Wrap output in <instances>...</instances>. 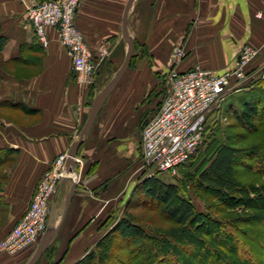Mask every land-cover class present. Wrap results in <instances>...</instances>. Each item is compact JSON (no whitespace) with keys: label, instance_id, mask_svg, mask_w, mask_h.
<instances>
[{"label":"crops","instance_id":"0c3cea01","mask_svg":"<svg viewBox=\"0 0 264 264\" xmlns=\"http://www.w3.org/2000/svg\"><path fill=\"white\" fill-rule=\"evenodd\" d=\"M127 2L79 0L76 21L94 54L99 57L102 47L109 51L99 67V86L125 59ZM263 9L264 0H135L129 11V32L139 53L135 76L123 75L80 147L83 163L75 170L80 169L81 181H59L51 207L62 218L61 226L38 264L62 247L64 262L74 260L80 246L89 244L83 232L71 240L75 231L91 229L97 222L92 217L114 210L117 203L123 208L135 179L129 168L142 155V127L157 111L162 72L172 64L179 70L199 65L220 74L232 69L243 45L250 44L258 49L249 66L251 79L227 95L220 111L231 115L232 105L257 96L253 89L264 83V13L258 15ZM47 38L44 46L22 0H0V240L27 211L52 161L70 151L90 110L91 91L76 82L55 27L47 28ZM177 45L186 51L179 62L173 56ZM34 249L1 253L0 264H26Z\"/></svg>","mask_w":264,"mask_h":264},{"label":"trees","instance_id":"16d2710c","mask_svg":"<svg viewBox=\"0 0 264 264\" xmlns=\"http://www.w3.org/2000/svg\"><path fill=\"white\" fill-rule=\"evenodd\" d=\"M262 89L264 92L263 82L253 89L252 93L257 96L250 95L238 106L232 105L231 115L246 131L243 134L255 133L264 125V94L259 93ZM218 129L208 126L206 120L203 143L187 162L179 166L175 177L178 178L183 170L189 177L193 173L198 185L217 196L222 206L241 205L242 213L236 212L226 223L221 222L219 218L198 210L181 192L179 184L167 182L155 173L143 179L133 190L132 194L138 193L133 205L140 203L160 211L171 225L165 229L148 230L127 206L132 200L130 194L124 216L115 223L109 216L99 227L101 230L114 224L101 238L100 249H91L78 260L65 264H264V183L260 187L250 183L258 195L252 198L250 188L238 179V165L264 176V144L241 147L233 142L230 134L223 137L225 133L220 134ZM195 164L196 173L190 171ZM114 235L122 240L119 243L122 253L116 255L106 248L110 242H115ZM178 246L183 247L181 251H176ZM239 247L243 249V257Z\"/></svg>","mask_w":264,"mask_h":264},{"label":"built area","instance_id":"2783aa9c","mask_svg":"<svg viewBox=\"0 0 264 264\" xmlns=\"http://www.w3.org/2000/svg\"><path fill=\"white\" fill-rule=\"evenodd\" d=\"M40 42L48 45L47 28L55 27L61 44L69 54L76 82L81 88L95 85L98 69L109 56L101 48L99 57L93 52L76 16L79 0H22ZM263 11L258 15H262ZM183 45L173 49L174 61L185 56ZM258 49L250 44L241 48L235 66L217 74L196 65L179 70L172 64L168 74V89L160 107L142 127L141 169L152 176L156 172L175 176L181 164L197 151L204 140L207 115L222 103L232 91H239L251 79L249 66ZM68 152L59 154L38 181L27 211L17 224L0 240V254L10 255L36 245L49 221L51 200L63 178ZM76 163L82 158L77 156ZM73 178H79L76 169Z\"/></svg>","mask_w":264,"mask_h":264},{"label":"rangeland","instance_id":"374dc122","mask_svg":"<svg viewBox=\"0 0 264 264\" xmlns=\"http://www.w3.org/2000/svg\"><path fill=\"white\" fill-rule=\"evenodd\" d=\"M142 54L145 56H149L146 54L147 51L142 49ZM139 53H136V48H135V54L133 56L130 68L127 69V72H125L124 77L127 76H135V66L134 63L137 60ZM119 69V67L113 72V74H111V76L107 77L105 79V81L102 83V86L97 85V80L99 79L98 76L100 74V69H98L97 72V77L95 80V85L89 86L87 88H82L85 89V91H91L90 92V98H91V102L89 103L91 106V103L94 99V97L96 96V94L108 83V81L111 79V77L114 75V73ZM171 69V67H170ZM169 70L162 72V78H163V83L161 86V97L159 99V102H161L162 98L164 97V95L167 92L168 89V74H169ZM132 71H134V74H131ZM74 72V70H73ZM101 85V84H100ZM94 88V89H93ZM81 100H85V98H81ZM219 103L217 104L215 107H213V109L210 111V113L207 115V119L208 120V126H210L211 128L214 127V129L217 131V128L219 130V133L221 134V132L225 133L223 135V137H225L227 134H230L232 136L233 142L238 145V146H248V145H255V144H259L263 145L264 144V125L261 127V129H259L257 132L255 133H247V134H243L246 133V131L242 128H240L237 124H236V120L235 118L230 115L229 113H225L222 111H220L221 105L223 104ZM81 104V103H80ZM158 106V105H157ZM220 111V112H219ZM227 116V118L225 117ZM236 124V125H235ZM222 130V131H221ZM142 132V130H141ZM54 161V160H53ZM82 163H83V159H82ZM81 163V164H82ZM141 164H142V160L141 158L139 159V161L137 162V165L135 163V165L133 167L129 168V176L131 178L134 179V184L133 186H131L130 188V194H132L133 190L137 187V185L140 184V182L145 179L147 176V172L144 171L143 169H141ZM197 164L193 165L190 167V171L192 172H197L198 169H196ZM46 171V170H45ZM79 172V176H80V169H78ZM186 170H183L182 172H180V177H172L168 174L165 173H159L156 172L162 179H164L167 182H172V183H176L179 184L181 187V192L183 194H185L186 196H188L191 201L194 203L195 207L200 210V211H204L209 213V215L211 217L214 218H219V220L221 222L226 223L227 220L233 218L234 214L237 213H242V207L241 205L238 206H233V208H228L225 206H222L220 203V200L217 198V196H215L214 194H212L211 192L208 191H204L197 183L195 176L192 175L189 177L185 174ZM45 173V172H44ZM43 173V174H44ZM43 176V175H42ZM41 176V177H42ZM41 179V178H40ZM39 179V180H40ZM238 179L245 184L247 187L250 188L251 192H250V197H255L258 196L257 192L253 191L250 187V183H254L253 185L258 186L259 187L262 185V183H264V176L252 172L251 170L247 169V168H243L242 165L239 166L238 165ZM76 180V179H75ZM77 180H80L79 178H77ZM38 183V182H37ZM37 186V185H36ZM36 189V188H35ZM137 194L138 193H134L131 196L130 202H128L129 208L132 210V214L134 215L135 219L141 223L142 225H145L146 228L148 230H158V229H165L167 227H169L171 225V223L163 216V214L160 211H157L155 209H153L152 207H147L145 205H141L140 203L138 205H133L134 200L137 198ZM129 196V194H128ZM128 196H125L124 201L122 200V202H124L123 208H121L120 204L117 203V205H114V210H111L110 212L106 213V214H96L94 215L92 218L96 219L97 222H95L96 224L92 223V218L90 219L91 223L93 224V227H91V229H86V230H77L75 231V234L73 235V237L71 238V240H75L81 232L85 233V234H89L88 235V240H89V244L87 245H83L80 246L79 251L81 252L74 260H78L79 258L83 257V255L86 254V252H88L89 250H99L100 249V245H102L103 243H101V238L106 235V233H109L111 228L113 227V223H115V221L119 218H121L122 216H124L125 213V204L126 201L128 200ZM249 197V198H250ZM264 197V195H263ZM31 202V201H30ZM30 205V204H29ZM29 207V206H28ZM112 216L113 217V223H111L108 226H105V228H102L101 230L99 229V227L103 224V222L109 217ZM19 221V220H18ZM17 223H15L16 225ZM113 224V225H112ZM14 225V226H15ZM13 226V227H14ZM98 226V227H97ZM12 227V228H13ZM11 228V229H12ZM115 237V242H110V245L107 248L108 251L111 252V254H120L122 252H120L119 250V243H121V238L117 237V235H114ZM85 241V240H84ZM100 241V242H99ZM152 241V240H150ZM243 243V245H246L244 240H241ZM53 243V242H52ZM51 246V245H50ZM49 246V247H50ZM36 247V246H35ZM48 247V248H49ZM59 248V250L57 248L52 249L48 254H46L44 261L40 264H59L62 262V264H65L64 262V258L65 254H63V249ZM69 248V246L67 247ZM104 248V247H103ZM183 247L178 246L176 251H181ZM240 249V256L243 257L242 255H245L243 252V249ZM202 250V249H201ZM211 255H214V251L213 250H209ZM257 257V255H254ZM47 261V262H46ZM69 261V260H66ZM67 264V263H66ZM123 264V262L121 263Z\"/></svg>","mask_w":264,"mask_h":264},{"label":"water","instance_id":"95a60500","mask_svg":"<svg viewBox=\"0 0 264 264\" xmlns=\"http://www.w3.org/2000/svg\"><path fill=\"white\" fill-rule=\"evenodd\" d=\"M135 0H128L125 11H124V16H123V35L124 38L128 44L127 47V52L125 59L122 63V65L119 67V69L114 73V75L111 77V79L108 81V83L96 94L94 97L88 117L81 129V132L78 136V138L74 141V143L71 146L70 151L68 152V159H67V164H66V169L64 178H70L74 180L73 178V172L75 171V167L77 165L76 163V157L79 155V149L87 139L93 124L101 111L103 105L105 104L106 100L108 99L109 95L112 93L120 79L123 77L124 73L126 70L130 67L134 52H135V42L133 37L131 36L129 32V11L133 5ZM74 189V187H73ZM72 192L70 193L69 198H71ZM61 220L56 212L54 211V208L51 207L50 210V215H49V221H48V226L42 235L40 241L36 245L29 261L26 264H36L37 261L40 259V257L43 255V253L47 250V248L52 244V242L55 240L60 226H61Z\"/></svg>","mask_w":264,"mask_h":264}]
</instances>
